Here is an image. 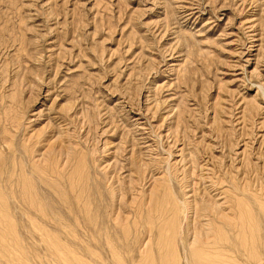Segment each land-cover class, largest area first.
Wrapping results in <instances>:
<instances>
[{
  "label": "rangeland",
  "instance_id": "obj_1",
  "mask_svg": "<svg viewBox=\"0 0 264 264\" xmlns=\"http://www.w3.org/2000/svg\"><path fill=\"white\" fill-rule=\"evenodd\" d=\"M0 264H264V0H0Z\"/></svg>",
  "mask_w": 264,
  "mask_h": 264
}]
</instances>
